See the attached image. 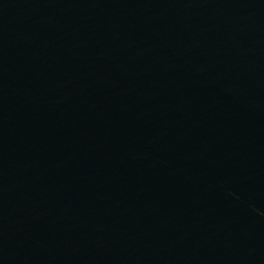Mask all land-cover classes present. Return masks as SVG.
I'll list each match as a JSON object with an SVG mask.
<instances>
[{"label": "water", "instance_id": "1", "mask_svg": "<svg viewBox=\"0 0 264 264\" xmlns=\"http://www.w3.org/2000/svg\"><path fill=\"white\" fill-rule=\"evenodd\" d=\"M0 264H264V0H0Z\"/></svg>", "mask_w": 264, "mask_h": 264}]
</instances>
